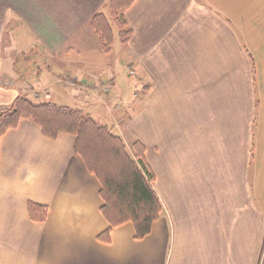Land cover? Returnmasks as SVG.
Masks as SVG:
<instances>
[{"label": "crops", "instance_id": "crops-1", "mask_svg": "<svg viewBox=\"0 0 264 264\" xmlns=\"http://www.w3.org/2000/svg\"><path fill=\"white\" fill-rule=\"evenodd\" d=\"M106 1L0 0V111L34 90L110 112L127 147L129 119L160 215L110 228L74 136L22 118L0 136V264H264V0H134L104 52Z\"/></svg>", "mask_w": 264, "mask_h": 264}, {"label": "trees", "instance_id": "trees-1", "mask_svg": "<svg viewBox=\"0 0 264 264\" xmlns=\"http://www.w3.org/2000/svg\"><path fill=\"white\" fill-rule=\"evenodd\" d=\"M133 1L109 0V16L96 13L91 18L90 25L102 51L111 50L114 28L122 42L128 40L130 29L120 20L119 13ZM22 118L34 121L50 138L59 133L74 136L73 152L82 157L88 170L100 181L104 203L101 211L110 228L131 222L138 239L150 232L153 221L160 215L161 205L152 187L153 174L145 160L142 143L134 141L130 153L119 135L80 109L52 102L35 104L22 97L15 98L7 110L0 112V136ZM29 210L34 218L41 213L39 218L43 220L41 206L30 203Z\"/></svg>", "mask_w": 264, "mask_h": 264}, {"label": "rangeland", "instance_id": "rangeland-1", "mask_svg": "<svg viewBox=\"0 0 264 264\" xmlns=\"http://www.w3.org/2000/svg\"><path fill=\"white\" fill-rule=\"evenodd\" d=\"M108 1L109 0H107L106 1V5H105V7L106 8H108L107 7V4H108ZM106 16H109V11L107 10V13L105 14ZM119 16H120V13H119ZM120 18V17H119ZM120 21V20H119ZM114 34H115V36L117 35V29L116 28H114ZM114 48V47H113ZM32 94V95H31ZM31 96H30V98L25 94V95H19L18 97H22V98H25V99H27V100H29V101H31V100H36V99H33V94H34V90L31 92ZM32 97V98H31ZM136 97V96H135ZM29 98V99H28ZM39 100H41V99H39ZM38 100V102H35V104H39L40 103V101ZM32 102V101H31ZM33 103V102H32ZM44 103H46V102H44ZM9 108V106L8 107H5L4 109H2L1 111H3V110H7ZM76 109H79V108H76ZM133 109H135V108H133ZM133 109H129L128 108V110L126 111L125 110V107H123V110L122 109H119V110H116V111H114V112H112V114L114 115V116H116V114H117V116L116 117H120L123 113H128L129 115H131V117H135L136 116V114H137V111H135V110H133ZM0 111V112H1ZM84 114H88V115H90L94 120H96L98 123H100L101 125H104V126H106L113 134H115V135H119L120 133H119V131H120V129L118 128V125H116V122H115V120H114V117H113V119L111 118V117H109V115H110V112H102V111H99L98 113H99V116L97 117V116H95V115H92L94 112L93 111H91V110H81ZM118 114H119V116H118ZM127 114V115H128ZM112 115V116H113ZM117 119V118H116ZM114 120V121H113ZM128 121H129V119H126V121L125 122H123V123H121V128L124 130V131H126L130 136H131V138H126V140H127V143H128V147H130V150H131V152H133V149H132V143L134 142V141H136L135 140V138H133V136H132V134H131V132L130 131H128V127L126 128V124L128 123ZM134 124H136V122L135 123H133L132 125H134ZM144 130H145V134L146 135H150L151 136V128H144ZM128 137V136H127ZM122 138V137H121ZM122 140L124 141V139L122 138ZM125 146H126V148H127V150L129 151V148L127 147V144L125 143Z\"/></svg>", "mask_w": 264, "mask_h": 264}]
</instances>
